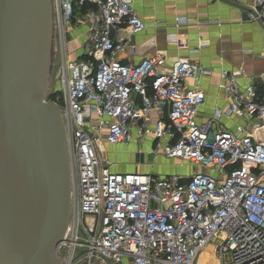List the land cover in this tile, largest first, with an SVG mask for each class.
<instances>
[{
	"label": "built area",
	"instance_id": "2783aa9c",
	"mask_svg": "<svg viewBox=\"0 0 264 264\" xmlns=\"http://www.w3.org/2000/svg\"><path fill=\"white\" fill-rule=\"evenodd\" d=\"M51 6L61 45L62 105L54 104L70 170L59 264H196L208 248L215 263L205 264H264V92L254 83L241 89L236 74L221 71L230 99L225 115L249 123L214 131L221 114L198 123L204 96L185 85L210 71L180 59L166 67L159 56L136 65L118 59L126 46L122 33L144 30L128 1L51 0ZM246 13L249 22L264 24V0H253ZM73 20L87 27L85 59L78 61L67 53ZM259 79L264 85V74ZM132 130L140 143L152 138L166 159L213 167L216 177L110 171L98 148L128 144Z\"/></svg>",
	"mask_w": 264,
	"mask_h": 264
},
{
	"label": "water",
	"instance_id": "95a60500",
	"mask_svg": "<svg viewBox=\"0 0 264 264\" xmlns=\"http://www.w3.org/2000/svg\"><path fill=\"white\" fill-rule=\"evenodd\" d=\"M51 0H0V264H59L70 218L64 125L47 100Z\"/></svg>",
	"mask_w": 264,
	"mask_h": 264
},
{
	"label": "crops",
	"instance_id": "0c3cea01",
	"mask_svg": "<svg viewBox=\"0 0 264 264\" xmlns=\"http://www.w3.org/2000/svg\"><path fill=\"white\" fill-rule=\"evenodd\" d=\"M126 1L143 22L144 30L136 35L122 33L126 46L118 55L120 62L136 65L143 58L159 56L167 59L166 67L172 60L180 59L210 71V76L185 83L204 96V105L196 115L197 122L204 123L220 113V119L212 127L214 131L234 132L237 126L246 127L247 119L225 115L230 99L223 91L219 73L236 74L241 89L254 83L259 92H264L259 79L264 74V24L249 22L246 13L253 0ZM70 33L69 46L72 49V44L77 43L78 49L69 51V59L83 60L87 27L75 26ZM156 118L157 115L152 114L150 124ZM125 156L133 160L135 152ZM113 171L119 173L118 169Z\"/></svg>",
	"mask_w": 264,
	"mask_h": 264
},
{
	"label": "rangeland",
	"instance_id": "374dc122",
	"mask_svg": "<svg viewBox=\"0 0 264 264\" xmlns=\"http://www.w3.org/2000/svg\"><path fill=\"white\" fill-rule=\"evenodd\" d=\"M52 17V41L50 46V62L53 61V71L52 77L49 81L48 96L52 93H58L56 100L52 101L58 107H61V85L59 80V68H60V47L59 39L55 33L54 23ZM81 23L77 20H73L69 29V33L66 36L68 47L70 40L72 38V32L75 26H79ZM67 47V53L69 56L70 50H77L78 44L73 43L72 49ZM138 109V105L135 106ZM152 138H144V141L140 143L136 137L134 130L131 132V139L128 144H122L117 146H109L102 143V149L98 148L100 157L107 162L111 167L110 171L113 169H118L120 174H134V173H144L147 175H152L157 178H163L167 176H179L183 178H188L196 173L209 174L211 177H216L217 170L213 167L203 168L202 166H194L188 163H181L178 160H168L163 155L161 149L155 147V143ZM137 151H139L137 153ZM135 152V157L133 160L128 159L126 154ZM125 155H122V154ZM126 170V171H125ZM210 248L205 249L204 253L197 259L196 264L205 263H215L213 258L209 256ZM78 254V253H77Z\"/></svg>",
	"mask_w": 264,
	"mask_h": 264
},
{
	"label": "trees",
	"instance_id": "16d2710c",
	"mask_svg": "<svg viewBox=\"0 0 264 264\" xmlns=\"http://www.w3.org/2000/svg\"><path fill=\"white\" fill-rule=\"evenodd\" d=\"M83 59H85V57H83ZM258 89H259V88H258ZM57 96H58V93H52V94H50V95L47 97V100L50 101V102H52V101L56 100Z\"/></svg>",
	"mask_w": 264,
	"mask_h": 264
}]
</instances>
